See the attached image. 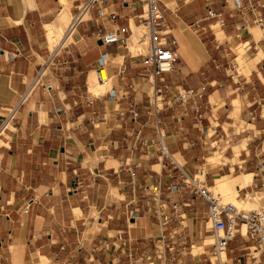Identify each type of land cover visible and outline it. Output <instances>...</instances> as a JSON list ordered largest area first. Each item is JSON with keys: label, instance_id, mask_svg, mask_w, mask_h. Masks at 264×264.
<instances>
[{"label": "crops", "instance_id": "1", "mask_svg": "<svg viewBox=\"0 0 264 264\" xmlns=\"http://www.w3.org/2000/svg\"><path fill=\"white\" fill-rule=\"evenodd\" d=\"M65 1L0 0V124L5 108L26 91L57 46H50L47 25L59 29L66 13L74 17L88 0ZM242 1L246 8L240 10L232 0H192L179 7L174 0H158L167 31L163 40H177L179 59L168 77L172 93L177 87L208 88L202 122L192 109L184 114L179 103L168 100L170 95L169 107L159 115L169 151L188 174L205 171L211 187L229 178L249 197L255 188H264V120L259 117L264 105V0ZM97 8L88 11L72 41L60 49L57 63L20 109L15 126L0 136V264H140L141 253L154 255L163 234L169 258L183 249L181 235L174 233L181 226L178 218L163 225L154 193L166 202L169 215L172 203H186L179 213L187 220L183 232L194 255H180V260L209 264L200 254L213 244L207 240L212 235L207 205L187 191H172L170 159L160 158L149 114L152 83L142 64L145 52L137 53L133 43L142 25V1L111 0L103 17ZM209 8L224 13L221 28L208 18ZM196 22L198 28L192 26ZM112 29L128 43L104 44L102 35ZM237 46L247 56L238 71L231 68L240 56ZM105 53L117 99L110 97L111 87L97 93L99 81L93 86L96 94L91 91L90 80ZM130 84L134 89L129 90ZM126 91L129 98L121 96ZM132 98L139 102L137 121L129 113ZM147 119L150 123L143 127ZM217 155L220 161L213 162ZM158 182V192L143 190ZM136 210L140 215L132 218ZM173 239L178 243L172 244ZM255 244L238 234L224 264H264V255L250 252Z\"/></svg>", "mask_w": 264, "mask_h": 264}, {"label": "built area", "instance_id": "2", "mask_svg": "<svg viewBox=\"0 0 264 264\" xmlns=\"http://www.w3.org/2000/svg\"><path fill=\"white\" fill-rule=\"evenodd\" d=\"M111 0H88L79 9L78 14L74 16L71 23L69 24L65 38L60 41L52 53L46 58L44 64L41 66L40 71L33 81L28 85L26 91L19 97V99L11 106L5 108V117L0 124V136L4 135L8 130H11L15 126L18 112L24 105V103L29 99L33 91L40 85L41 78L45 75L47 69L56 64L58 59L57 56L60 53V49L67 43H69V38L73 35L76 30L77 25L83 21L81 15L85 11L97 6L98 15L103 17L107 14L106 5L110 3ZM143 12L141 14L142 25L146 26L150 30V39L147 52L143 55L142 64L145 70V75L148 77L152 83V91L149 94V114L154 116V123L156 129V135L159 142L160 158H169L172 177L174 181L170 186L172 191H187L191 195L199 196L202 198L207 205V220L211 222V233L214 237V242L210 246H207L208 251L201 252L200 254H205V261L209 264H224L225 261L222 260V256L225 253L229 244L236 239L237 235L249 236L251 239L256 241V244L250 249V252H255L259 255H264V208L244 210L239 209L232 203L224 201V198L220 192H216L211 189L206 182V173L203 170H198L193 175H190L184 169L183 164L170 153L168 144L166 142V135L164 132V122L160 118L159 113L169 107V101L173 100L175 103H179L183 108V113L187 114L190 109L196 113L197 122L200 123L203 120L204 112L202 109L205 107V97L207 93V84L202 85L200 88H179L177 87L176 92L172 93V82L168 79L175 72V64L179 59L177 49L174 45L177 44V40L173 39L169 42L163 40V37L167 34V31L163 30L164 14L163 11L158 6V0H141ZM176 6L187 4L192 0H174ZM229 3V0H225ZM233 5L236 9H245L246 6L242 0H232ZM111 18L116 19V14L111 13ZM208 18H212L216 21V25L221 28L224 24V13L216 12L209 8ZM256 22L260 24L261 20L256 19ZM193 27H199V22L192 25ZM211 27L212 30L215 28ZM264 39V35H263ZM104 44L112 43H128V38L120 37L119 33L112 29L104 33L101 37ZM144 41L141 42L143 44ZM231 64L233 70L238 71L240 67L239 61ZM108 61V56L105 53L99 61V67L96 70L98 74V79L104 81L101 75L102 69H106V64ZM125 68L121 69V73H124ZM107 77L109 74L107 72ZM50 88V87H48ZM134 89L132 84L129 85V90ZM110 97L117 99V93L114 88L109 89ZM171 96L167 100L168 96ZM123 98H129V91H126L121 95ZM167 101V104L165 102ZM139 102L132 98L129 101V113L132 120L137 121L140 116V111L138 109ZM259 117L264 120V105L261 106L259 111ZM150 121L144 120L142 126H148ZM208 128H204L203 133L208 132ZM264 170V166H263ZM264 187V180H263ZM160 188V183L158 182L155 187L144 185L143 190L151 189L158 192ZM264 189V188H263ZM146 196V195H144ZM157 194L154 193L153 200L158 205L156 210V215L161 217L163 225L178 218L181 229L174 231L176 235H181V243L183 244V249L181 251H175L171 254L169 258L165 253V241L167 238L166 234H163L160 238V244L155 245V253L151 255L147 251H143L140 256V264H202V262L191 261L184 263V260H180V255L187 256L188 254L194 255L192 250V245L188 243V239L183 232V229L187 226V220L182 214L179 213L180 205L186 203H172L173 214L169 215L164 212L166 202H159ZM140 215V211L136 210L131 213L132 218H136ZM243 225L247 226L246 235L241 234V228ZM178 243L172 240V244ZM187 246L191 249H187ZM196 255V254H195ZM199 255V254H198ZM197 255V256H198ZM213 257L217 258L218 263H214ZM1 259V255H0Z\"/></svg>", "mask_w": 264, "mask_h": 264}, {"label": "bare ground", "instance_id": "3", "mask_svg": "<svg viewBox=\"0 0 264 264\" xmlns=\"http://www.w3.org/2000/svg\"><path fill=\"white\" fill-rule=\"evenodd\" d=\"M87 16H88V11H85L81 15V18L82 19H86ZM63 26H61L58 29L59 31L56 32L52 25H50V24L47 25V28H46L47 29V36H48V39H49L48 41L51 44L50 45L51 47L58 45V43L60 41H63V39L66 37L65 36V32L67 30L65 31L64 30L65 28H63ZM217 27L220 28L219 25H217ZM136 31L138 32V34L135 35L134 39L132 38L133 39V43L134 42L137 43L135 45V49H136L137 52H143L142 50L148 49L149 39H150V34L151 33H150L149 28L146 27V26H139ZM59 34H62V36H60L61 38L59 39L60 41L58 40ZM142 41H144L143 44H141ZM54 44H56V45H54ZM95 73L97 74V71ZM101 75L104 78V81L103 82L100 81L98 79V77H97V79H98L99 83H101L100 88L102 90V89H106V87L110 86V84L112 83V80L107 77L106 69H102ZM245 178H246L245 179V184L246 185L250 184L251 181H250L249 177L246 176ZM239 188L241 189L240 186H239ZM211 189H216L217 190L216 192H220L222 194L225 202L232 203L235 206H237L239 209L244 208V207H242V205H243V203H245V201L241 198V192H240L239 189H236L234 182L232 180H230L229 178H223V179L221 178V179L217 180L216 185L214 187H211ZM249 195H250L249 197L245 198L248 201V203L246 202L247 203L245 205L246 207H248V206H254V207L257 206L258 208H253V209L264 208V189L257 190L254 193H251ZM226 200H229V201H226ZM244 209H246V208H244ZM208 223H211V222H208ZM211 227H212V224H211ZM246 232H247V226L243 225L242 228H241V234L242 235H246ZM200 251H201V249H200ZM215 259L217 260V258H215ZM226 259L227 258L225 256V254H223L222 260L226 261Z\"/></svg>", "mask_w": 264, "mask_h": 264}, {"label": "rangeland", "instance_id": "4", "mask_svg": "<svg viewBox=\"0 0 264 264\" xmlns=\"http://www.w3.org/2000/svg\"><path fill=\"white\" fill-rule=\"evenodd\" d=\"M62 3L63 4H65L66 3V1L65 0H62ZM174 4V3H173ZM176 4V3H175ZM64 13H66V11H67V9H66V5H64ZM64 13H62V14H64ZM67 14V16H66V18L64 19V21H63V23H62V25L61 26H63V28H65L64 30L66 31L67 30V28H68V26H69V24L71 23V21H72V19H73V16H72V18H71V16L70 15H68V13H66ZM60 26V27H61ZM59 27V28H60ZM56 32H58L59 30L58 29H54ZM65 34H66V32H65ZM60 36H62V34H59V36H58V40L61 38ZM60 41V40H59ZM69 42L70 41H72V36L69 38V40H68ZM58 42V41H57ZM54 45H56V44H54ZM135 50V49H134ZM143 51V53L145 52H147V49L146 50H142ZM236 51L240 54V56H238V61H239V63H240V67H241V69H242V66H243V64L245 63V58H247V56L245 55V49L244 48H242L241 46H237L236 47ZM134 54H135V52H133ZM138 53V52H137ZM97 77H98V75L94 72L93 73V78H92V81L90 80V86H91V91H92V93H94V94H96L95 93V91L93 90V86H94V83H95V86H97V84H98V79H97ZM170 78H171V76H170ZM111 87V84H110V86H108V87H106V89H102V90H99L98 91V93H102V92H105L107 89H109ZM238 122H240V120H238V119H236V122H235V124L237 125V129H239V126H238ZM242 123V122H241ZM219 154V153H218ZM219 155H217L215 158H213V162L214 161H220V159H219ZM261 189H263V188H255V190H261ZM213 190H215V191H217L216 189H213ZM241 197L243 198V200L245 201V203H243V205H242V207H244V208H246V209H244V208H241V209H244V210H251V209H253V208H258L257 206H248V207H246L245 205L248 203V201H247V199H245L246 198V196H244V195H241ZM226 201H229V200H226ZM247 202V203H246ZM209 228H211V227H209ZM208 239H210V240H212L213 242H214V237L211 235V236H208L207 237V240Z\"/></svg>", "mask_w": 264, "mask_h": 264}]
</instances>
